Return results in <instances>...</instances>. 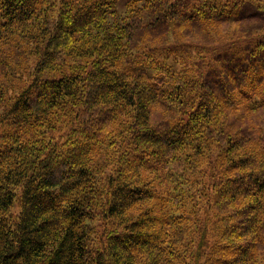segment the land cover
<instances>
[{
  "label": "trees",
  "instance_id": "trees-1",
  "mask_svg": "<svg viewBox=\"0 0 264 264\" xmlns=\"http://www.w3.org/2000/svg\"><path fill=\"white\" fill-rule=\"evenodd\" d=\"M0 0V264H264L263 0Z\"/></svg>",
  "mask_w": 264,
  "mask_h": 264
},
{
  "label": "rangeland",
  "instance_id": "rangeland-1",
  "mask_svg": "<svg viewBox=\"0 0 264 264\" xmlns=\"http://www.w3.org/2000/svg\"><path fill=\"white\" fill-rule=\"evenodd\" d=\"M126 0H118L117 1V9L122 11L124 9V3ZM262 7L264 8V0L262 1Z\"/></svg>",
  "mask_w": 264,
  "mask_h": 264
}]
</instances>
